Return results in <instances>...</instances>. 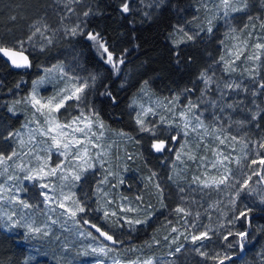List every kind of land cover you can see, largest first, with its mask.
<instances>
[{"label": "rangeland", "instance_id": "rangeland-1", "mask_svg": "<svg viewBox=\"0 0 264 264\" xmlns=\"http://www.w3.org/2000/svg\"><path fill=\"white\" fill-rule=\"evenodd\" d=\"M165 1L134 0L133 7L146 17H150ZM58 3L61 9L64 10L62 16L58 15L54 21L47 20L48 16L46 14L35 16L30 23L31 25L26 29L27 32L22 41L29 45L35 53L43 54L47 50L49 53L52 46L54 47L56 44L71 39L72 36L65 34L66 27L70 28L80 24L84 30L86 29L85 25L88 17H83L82 13L88 10L89 7L86 5L88 8H85L84 0L79 4L69 5L75 8V14L68 12L65 7L66 0H58ZM205 3L208 4V9L210 10H206L203 7ZM218 3L219 0H194L189 6V12L186 17L181 16L180 21L172 32L175 43L182 35L175 32L178 26L183 27L189 34L199 32V35L193 40L194 42H205L204 45L214 42L213 46L207 48L205 52L207 59L206 65L202 70V74H205L204 78L200 76L201 82L193 92H170L165 95H159L153 91L148 83L145 85V82H143L128 102L124 123L114 127L103 119L97 108L89 103L87 92L94 85L92 77H95V75L87 71L85 66L79 61V58L66 59L63 58L64 56L55 54V58L51 61H47V58L39 60V74L33 79L27 92L23 94L20 90H17L9 99V109H13L11 112L14 115L21 114L23 123L20 127L16 129L10 128L9 130H5L0 124V152L9 154L15 148L19 153L17 157L9 161L10 167L3 176H0V184H5L6 187L13 189L8 195H18L21 200L27 201L32 207L24 209L19 204L2 201L0 202V205H2L0 206V217L3 220L6 231L14 232L22 229L29 237V246H31L29 252L36 258L35 264H96L98 260L103 261V264H113L114 260H120L122 264H128L132 260L143 261L149 258L153 260L154 264H183L185 258L189 260L195 248L194 246L199 243H192L191 235L206 230V226L212 229L209 233L212 238L220 234L221 236L219 237L223 239V236L228 231H237V223H228L231 220L226 215L229 211L226 208L229 205V201L225 202V196L218 194L219 188H205L199 182H194V178H218L221 174H225L224 167L219 164H217L216 168H212V163L217 161V156L214 154L216 150L221 151L223 155L230 154V159L233 161L231 163L224 162L228 168L232 169L228 183L224 185L228 198L234 197V201L239 198L235 196V193L240 188V183L250 175L247 159H241L238 169H236L234 160L237 157H243L245 152L248 156L252 148L258 151L259 148L255 142L264 137L262 124L264 113L262 105L263 93L258 87L260 83L264 82V54L261 55L259 61L245 58L257 51L253 45L258 42H264V28L261 27V21H264V0H248L249 7L244 12H230L228 16H224L223 11L216 7ZM50 4L49 7L51 8L48 10L55 9ZM249 16L253 18L251 21L248 19ZM52 18L54 19V17ZM209 20L212 21L213 27L211 33L207 31ZM245 24H248L249 27L245 28ZM44 25H47V31L44 30ZM253 25H255V28L252 27ZM35 27H40L41 31L44 32V36L51 37L52 43L48 44L47 40L39 33L33 37L32 41H29L28 37L35 30ZM249 33H251L250 36ZM234 37L239 38L236 39ZM244 40L248 41L247 48L244 55L235 61L233 65L235 71H225V65L220 59L221 56H224L229 61L234 60L235 57L230 55V51L234 52L236 50L235 46L242 47V41ZM26 52L30 57V53ZM57 64L63 65L68 76L61 77L59 72H45V69ZM41 77H45V82L38 87V92L45 99L66 87L69 77H76L81 81L87 80L90 86L85 91L80 107H77L76 101L69 102L70 106L60 110L59 119L61 121H69L78 116L80 109L83 108L86 114L90 111L98 113L99 118L105 125L104 136L100 140L95 141L101 145V148L91 149L94 159L96 152L106 151L104 166L101 167L99 163H96V167L85 172L79 182H73L71 179L62 181L59 176L49 178L44 181L50 183L51 187L49 189H41L39 181L23 180L25 172L16 167V165H23L25 168L36 167L39 164V161L35 158L36 155L41 157L46 155L44 149L47 147V143H41V141H47V137L35 132L38 126L47 127L44 124V117L36 113L34 118L35 109L30 104L15 103L16 101H23L25 97L29 96L33 88V82ZM209 77L211 79L206 84L205 80ZM226 85H233V87L229 88ZM235 85H239V88H236ZM142 88L144 91H141ZM177 95H179V101L175 105L174 112H169L168 108L172 107V105L168 102ZM189 100L199 105L191 114L193 123H195L194 115H200L210 133L216 130V133L221 135V137L224 135L229 136V140L225 145H220L213 135L203 136V139H201L199 135L192 133L190 130L188 136H183V120L180 119L179 113L184 110V106L188 104ZM228 105H232V107H228ZM142 107L144 109L151 107L155 111V114H150L146 117L148 125L151 127L154 124L156 127L155 136L141 132L135 122L136 115L141 112ZM253 115H256L255 120L252 119ZM119 116L122 120L121 115ZM161 116L165 117L166 121H173V123H161ZM36 121H39V125ZM240 121H243V123H238ZM259 121H261V124L258 126ZM253 127H260L259 133ZM17 131L20 133V137H13L11 140L4 139L9 132L15 133ZM94 131L99 132L100 129L95 128ZM121 132L127 135H119ZM201 135H203L202 130ZM172 136H177L180 139L172 141L170 139ZM231 136L237 137L238 141L241 139L246 141L248 148L244 149L243 144L231 141ZM30 137H34V139H30ZM19 139H23L25 142L23 147L18 145ZM161 139L167 142L168 147L163 152H156L152 148V143ZM185 142H187L185 152H193L196 156L195 160H189L187 156H182L181 160L176 159V151L179 150L180 144ZM146 149H150L154 154L162 153L163 159L165 157L164 165H154L146 160L143 168L141 160L138 162V157L144 155ZM202 157H206V159L202 160ZM62 160H64V157L59 156L53 150L51 164L54 166ZM237 170L240 172L235 175ZM0 171H3V169L0 168ZM109 172L113 174L108 175ZM92 174L97 175L92 192L88 191L87 186L80 190V182ZM9 175H14L21 179L8 180L7 177ZM105 176H107V183L100 184L99 182ZM137 177L141 180L143 187H149H147L148 190L146 192H144L143 187L139 189L135 181ZM121 180L123 183H120ZM73 183H75V187H72ZM157 184L162 190V197L156 188ZM98 185L101 189L99 192H97ZM125 185L126 187H124ZM233 185H237L235 191H231ZM16 188L26 190L16 192ZM249 188L251 189V195L255 198L262 195L261 187L254 177L250 181ZM42 191H47L50 196L54 197L53 201L46 204L44 197L40 195ZM61 191L65 194L70 191L75 192V198L86 206V212L79 214L77 217L80 220L79 225L74 223L67 214L62 215L61 213L64 210L57 207ZM218 195L219 197L222 196L220 200L217 199ZM121 205L142 210L138 212H120L119 208ZM162 208L167 210L165 212L167 216H174L176 220L174 228L177 231L173 232L174 235L170 238L171 243H178L181 239L185 242L182 244L183 247L180 252H175V249L181 246L178 245L171 250L169 256L165 257L148 254L136 245L120 247L119 243L112 244L110 241L100 237L90 225L83 224L85 219L90 221V223H94L91 222L93 220L91 217H95L97 222L103 221L101 222L102 224L99 222L101 225H97L104 231L109 232V234L115 235L113 233L115 231H112L111 226H116L117 228L123 226L128 231L132 230L134 232L137 229V225L130 226L124 220L116 224V218L114 217H109L105 220L103 211H117L120 217L127 219H144L146 214H150L151 219L154 213ZM177 208H184L190 214L178 213L176 211ZM12 212L16 213L13 219H19L21 224L34 222L36 226L43 227L47 225L50 234L46 237L43 235L31 236L24 227L9 228L5 214H11ZM248 218H250V215ZM53 220L56 222L52 223ZM221 224H223V227L220 226ZM89 232L97 238L93 239L90 237L88 235ZM235 240L236 237L233 236L229 237L228 241H224L228 244L229 242L235 243ZM209 241H212V239L203 242L208 243ZM252 243L249 235L244 249L241 250L239 248L240 252L234 254L236 257H240V261L235 264H244V255L249 251L248 249ZM103 245H107L113 250L107 252L106 255L92 252V248H100ZM185 246L187 248L183 249ZM174 254H177V256L174 257ZM225 264H230V261H226Z\"/></svg>", "mask_w": 264, "mask_h": 264}, {"label": "trees", "instance_id": "trees-1", "mask_svg": "<svg viewBox=\"0 0 264 264\" xmlns=\"http://www.w3.org/2000/svg\"><path fill=\"white\" fill-rule=\"evenodd\" d=\"M133 1L129 0L130 12L123 13L120 10L122 0H84L85 8L89 7L92 10L84 31L99 33L107 43L109 50L124 59V63L119 66L118 71L104 62L101 50H98L93 42L87 40L83 35L56 44L50 48L49 53L47 50L43 54L35 53L24 42V49L31 55V67L27 68H16L6 57L0 55V124L2 127L9 130L22 125V115H14L9 110L8 101L17 90L23 94L27 92L31 82L39 74V60L47 58V61H51L55 58V54L64 56L63 58L66 59L79 58L87 71L95 75L94 85L87 92L89 103L97 108L103 119L114 127L124 123L128 102L133 93L145 81L159 95L170 92L195 91L201 82L200 76L206 65V49L211 48L214 42H210L212 45L210 43L204 45L205 42L188 41L177 45L173 41L172 35L174 27L180 21L181 16L186 17L189 6L194 0H166L150 17H146L133 7ZM49 4L55 9L48 10L51 8ZM63 11L58 0H0V44L18 48L17 42L24 40L26 29L31 25L35 16L46 14L47 20L54 21L58 15H63ZM13 17L14 19H12ZM260 90L263 93L262 105L264 109V89L260 88ZM260 124L261 121L258 126ZM262 124L264 130V113ZM253 128L259 133L260 127ZM256 152L257 150L252 148L248 154L247 163L250 175L253 168H259V165L249 168L250 159L255 158ZM138 158V162L141 160L143 168L146 160L154 165H164L165 162L162 153L154 154L150 149H146L145 154ZM238 166L236 164V169ZM239 172L237 170L235 175H238ZM96 177L97 175L93 174L87 176L80 182V190L87 186L88 191L92 192ZM253 177L257 182L259 181V177ZM135 181L139 189L143 187L138 177L135 178ZM259 186L261 187V196L255 198L251 195L249 188L241 192L234 204L231 203L234 197L231 199L227 197L225 186L218 187V194L225 196V202L229 201V205L226 207L229 209L226 214L228 218L232 219L246 208L252 209L249 213L250 218L235 222L237 231L246 230L253 242L249 251L244 255V264H264V183H259ZM147 187H143L144 192L148 190ZM236 189L237 185H233L231 191ZM222 196L218 195L217 199L220 200ZM165 212H167L165 208L157 210L147 223L137 225L134 232L128 231L123 226L118 228L111 226L112 231H115L113 236L120 241V247L136 245L148 254L157 257L169 256L173 248L185 242L181 239L178 243H171L170 238L174 235L172 228L176 226V220L174 216L169 217ZM91 218L93 219L91 222L96 224L101 225L103 222L99 221L100 224L97 222V218ZM219 236L221 235L217 234L208 243H197L191 254L192 258L190 257L189 260L185 258L183 264H215L213 260L201 256L196 251L197 248L202 252H207L209 256L216 253L230 254L233 257L230 264L240 261V257L234 255L240 252L239 246L228 248V244ZM29 245L30 239L22 229L14 232L6 231L0 217V264H35L36 258L30 254L31 246ZM186 248L187 246L183 249ZM176 256L177 254H174V257Z\"/></svg>", "mask_w": 264, "mask_h": 264}, {"label": "snow or ice", "instance_id": "snow-or-ice-1", "mask_svg": "<svg viewBox=\"0 0 264 264\" xmlns=\"http://www.w3.org/2000/svg\"><path fill=\"white\" fill-rule=\"evenodd\" d=\"M82 0H66L65 7L67 8L69 13L75 14V8L69 6L71 4H79ZM203 7L206 10L208 9V4H203ZM216 7L223 11L224 16H228L230 12H244L248 7V0H219V3L216 5ZM123 13L130 12V4L129 0H122L121 3V9ZM92 14L91 8H89L86 11H83L82 15L83 17L87 18ZM249 21H251L253 18L251 16L248 17ZM259 19V18H257ZM208 28L207 31L209 33L212 32V21H208ZM86 27V25H85ZM245 28H248L249 25L245 24ZM255 28V25L252 26ZM261 27L264 28V21H261ZM44 30L47 31V25H44ZM203 31V29H201ZM235 31V29H233ZM176 33H180V38L176 41L177 45L180 43H186L187 41H193L197 35H199V32L194 34H189V32L185 31L183 27L178 26L175 29ZM39 33L44 39L47 40L48 44L52 43V38L44 36V32L41 31L40 27H35V30L32 32V34L28 37L29 41L33 40V37H35ZM65 34L70 35L72 37L83 35L86 37L87 40H90L93 42V44L97 47L98 50H101L102 56L104 58V62L111 65L113 69L119 70V66L124 63V59L121 56L115 55L112 51L109 50V47L107 46V43L103 40V37L96 32L91 31H84V28L81 27L80 24H76L72 27H66L65 28ZM251 33H249V36ZM238 39L239 37H234ZM19 47L14 46H5L3 44H0V55L3 57H6L8 61L11 62V64L16 68H27L31 67V62L29 61V57L25 55V49L23 47L24 42L18 41ZM248 41L244 40L242 41V47L241 46H235L236 50L234 52L230 51V55L234 56V60H226L224 56H221V61L225 65V71H235V68L233 65L235 64L236 60H239L241 56L244 55L245 49L247 48ZM253 47L257 50L254 54L249 55L245 57L247 60L252 61H259L261 59V55L264 54V42H258ZM46 73H52V72H59L61 77L68 76V73L65 72L64 67L62 64H57L52 66L51 68L45 69ZM205 74H201V77L204 78ZM210 77L205 80V83L207 84L210 81ZM92 80H95V77H92ZM45 82V77H41L39 80L33 82V88L29 96L25 97L23 101H16L15 103H27L32 106V108L35 109V112L33 113V116L35 118V114L39 113L41 116L44 117V124L47 125L46 128L43 127H37L35 129V132H37L39 135L43 137H47V141H41V143H47V147L44 149L46 152V155L44 157H41L39 155H36V160L39 161L38 166L32 167V168H25L23 165H16L17 168H19L21 171L25 172V175L23 176V180L26 181H39V187L41 189H49L51 187L50 183L44 182L45 180H48L52 177H57L62 181H68L71 179L73 182H79L81 178L83 177L84 173L89 171L90 169H93L96 167V163H99L101 167L104 166L105 160L104 157L107 155L106 151H98L95 153V159L93 155L91 154L92 148H101V145L96 143L95 141L100 140L104 136V129L105 125L103 121L99 118V114L95 111H90L87 114L84 112L83 108L80 109V113L78 116L72 118L69 121H61L59 119L58 114L60 113L61 109H65L66 107L70 106L69 102L76 101L77 107H80V104L83 102L84 94L86 89L89 88V83L87 80H79V78L76 77H69L68 78V84L66 87L60 89L57 91L54 95L48 97L47 99L41 97L38 92V87ZM145 85H147V81H145ZM226 87L232 88L233 85H226ZM236 88H239V85H235ZM259 88L264 89V83H261L258 85ZM141 91H144L142 88ZM108 95H111L108 93ZM179 101V95L174 97L172 100H169V104L172 105V107L168 108L169 112H174V108L176 103ZM199 105L193 103L191 100H189L188 104L184 106V110L179 113V117L181 120H183V136L189 135V130L192 133H196L203 139V136L207 135H213L216 140L219 141L220 145H225L226 142L229 140L228 135H224L221 137V135L216 133V130H213V132H209L208 128L204 124V121L201 119L200 115H194L195 123H193V117L191 114H193V110L198 108ZM228 107H232V105H228ZM12 111L13 109H9ZM150 114H155V111L153 108L149 107L147 109H144L142 107V110L140 113H137L135 122L139 126V130L141 132L149 133L152 136H155L156 134V127L153 124L151 127L146 122V117ZM253 120L256 119V115H253ZM39 125V121H36ZM161 123H169L172 124L173 121H166V118L161 116L160 117ZM238 123H243V121H240ZM179 126V125H177ZM95 128H99L100 131H94ZM201 130L203 135H201ZM119 135L124 136L127 135L126 133H119ZM13 137H20V133L17 131L15 133L9 132L8 136L5 137V140H11ZM30 139H34V137H30ZM131 139V137H129ZM172 141H178L180 138L177 136H172L170 138ZM231 141L238 142L243 144L244 149L248 148V144L243 139L237 140V137L231 136ZM50 141V143H48ZM23 139L18 140V145L20 147L24 146ZM256 146L261 150L257 151L255 153V158L250 159L249 162V168H252L254 165H259L258 169L253 168L251 171V175H248L247 178L240 183V188L236 191L235 196L239 197L240 193L245 191L246 189H249L250 187V181L252 180L253 176L259 177V183H264V137H262L259 141L255 142ZM187 146V142L181 143L179 150L176 151V159L181 160L182 156H187L189 160H195L196 156L193 152H185V148ZM168 147V144L165 140H156L152 143V148L156 152H163ZM199 147V145H197ZM55 150L56 153H58L59 156L64 157V160L56 163L54 166L51 164V156L52 152ZM31 151V150H30ZM243 151V149H242ZM214 154L217 156V161L212 163V168H216L217 164L224 167V173L221 174L218 178L217 177H211L207 179H201L200 177H195L194 182H199L203 187L209 188V187H216L218 188L220 185H225L228 183L229 177L232 174V169L227 167V164L224 162L227 161L229 163L233 162L230 159L229 155H223V153L219 150H216ZM19 153L13 148V150L9 154H5L3 152H0V168L3 169V171H0V176H3L10 167L9 161H12L14 157H17ZM222 157V159H220ZM131 158V157H129ZM247 153L245 152L243 157H237L235 158L234 162L237 165H240L241 159H247ZM202 160L206 159V157H202ZM113 173L109 172L108 175H112ZM155 175V174H153ZM8 180H20V177L9 175L7 177ZM100 184L107 183V176H105L100 182ZM120 183H123L121 180ZM239 183V182H238ZM75 183H73L72 187H75ZM157 190L160 192V195L162 197L163 193L162 190H160V186L156 185ZM12 188L6 187L5 184H0V202L7 201L9 203L13 204H19L24 209L31 208L32 205L29 204L27 201L21 200L18 195H8V193L12 192ZM26 190L21 188H16V192ZM54 190V189H53ZM101 191L99 185L97 186V192ZM254 191V189H253ZM41 196L44 197V202L50 203L53 201L54 197L50 196L47 191H42L40 193ZM75 192H68L65 194L63 191H61V197L58 200L57 207L63 209L64 211L61 213L67 214L74 223L80 224V220L77 219L78 215L81 213L86 212V206L78 199L75 198ZM126 199V198H122ZM140 199V198H138ZM162 202V201H161ZM235 201H231V203H234ZM2 206V205H0ZM54 210V209H53ZM99 210V209H98ZM140 208H133L130 206H123L121 205L119 208L120 212H138L141 211ZM176 211L178 213H185L186 215L190 214L187 213L184 208H177ZM252 211L251 208H246L245 210H242L238 213V215H235L231 220L228 221L229 224H235L236 221L244 219L247 220L249 213ZM7 216L8 224L7 226L9 228L14 227H24L27 230V233L31 236H48L49 230L48 226L44 225L36 226L33 223H25L21 224L19 219H13V217L16 216L15 212H12L11 214H5ZM103 217L105 220H107L109 217L116 218L115 223L119 224L121 220H124L125 223H127L130 226L139 225V224H145L147 223L148 219H150V214H146L144 219H127L124 217H120L118 215L117 211H111L108 210L103 211ZM22 219V218H21ZM56 221H52V223H55ZM83 224L90 225L92 229H95V232L99 234L100 237H103L104 240L110 241L112 244L120 243V241L114 239V236L112 234H109V232L104 231L100 226L94 223H90L88 220H83ZM223 227V224L220 225ZM172 231H177L176 228H172ZM212 229L210 227L206 226V230L199 232L198 234L191 235V241L192 243L197 242H203L205 240H211L212 237L210 236V232ZM88 235L92 237L93 239H96L97 237L92 236V233L89 232ZM236 237L235 243L229 242L227 247L233 248L235 246H239L241 250L245 247V242L248 239L249 233L244 231H228L226 235L223 236V240L228 241L229 237ZM187 239V237H185ZM167 239V237H165ZM183 245L177 247L175 249V252H180ZM113 249L109 248L107 245H103L100 248H92L93 253H102L107 254V252L112 251ZM197 252L203 257H206L207 259L213 260L215 264H225L226 261H231L233 257L230 254H223L216 253L213 256H209L207 252L200 251L199 248L196 249ZM96 264H103V261H97ZM113 264H122L120 260H114ZM128 264H154L153 260L151 258L145 259L143 261L141 260H132L129 261Z\"/></svg>", "mask_w": 264, "mask_h": 264}, {"label": "water", "instance_id": "water-1", "mask_svg": "<svg viewBox=\"0 0 264 264\" xmlns=\"http://www.w3.org/2000/svg\"><path fill=\"white\" fill-rule=\"evenodd\" d=\"M25 55H27V56L29 57V55H28V53H27L26 51H25ZM29 61H31V60H30V57H29Z\"/></svg>", "mask_w": 264, "mask_h": 264}]
</instances>
